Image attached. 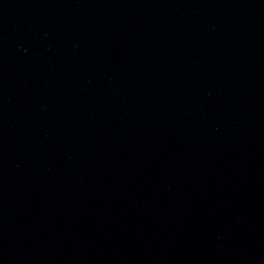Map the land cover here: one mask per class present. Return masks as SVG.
<instances>
[{"label":"water","instance_id":"water-1","mask_svg":"<svg viewBox=\"0 0 264 264\" xmlns=\"http://www.w3.org/2000/svg\"><path fill=\"white\" fill-rule=\"evenodd\" d=\"M0 264H264V0H0Z\"/></svg>","mask_w":264,"mask_h":264}]
</instances>
